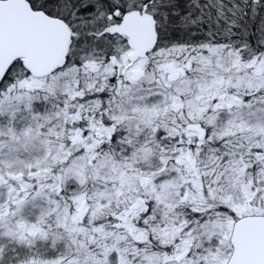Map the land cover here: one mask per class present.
Returning <instances> with one entry per match:
<instances>
[{"label": "snow or ice", "instance_id": "6c2138e0", "mask_svg": "<svg viewBox=\"0 0 264 264\" xmlns=\"http://www.w3.org/2000/svg\"><path fill=\"white\" fill-rule=\"evenodd\" d=\"M0 264H264V0H0Z\"/></svg>", "mask_w": 264, "mask_h": 264}]
</instances>
